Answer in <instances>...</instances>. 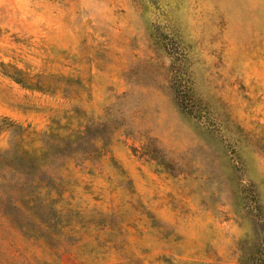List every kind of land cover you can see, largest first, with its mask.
<instances>
[{
	"label": "rangeland",
	"instance_id": "374dc122",
	"mask_svg": "<svg viewBox=\"0 0 264 264\" xmlns=\"http://www.w3.org/2000/svg\"><path fill=\"white\" fill-rule=\"evenodd\" d=\"M3 116L75 142L0 264H264V0H0Z\"/></svg>",
	"mask_w": 264,
	"mask_h": 264
},
{
	"label": "trees",
	"instance_id": "16d2710c",
	"mask_svg": "<svg viewBox=\"0 0 264 264\" xmlns=\"http://www.w3.org/2000/svg\"><path fill=\"white\" fill-rule=\"evenodd\" d=\"M9 135L8 145L0 149V212L11 218L9 208L19 211V204L32 202L37 193L49 192L54 186V176L48 170L54 150L62 151L75 141L70 137L60 138L53 131L36 134L41 146L35 147L37 138L29 137L34 132L8 117H0V134ZM35 135V133H34ZM82 150L71 148L68 156L78 160ZM92 150L83 152L84 159L90 158ZM19 203V204H18ZM18 227L21 228L20 223ZM23 228V227H22Z\"/></svg>",
	"mask_w": 264,
	"mask_h": 264
}]
</instances>
